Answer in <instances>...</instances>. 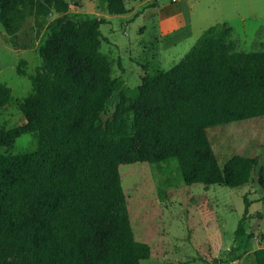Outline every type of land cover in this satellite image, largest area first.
<instances>
[{
    "label": "trees",
    "instance_id": "16d2710c",
    "mask_svg": "<svg viewBox=\"0 0 264 264\" xmlns=\"http://www.w3.org/2000/svg\"><path fill=\"white\" fill-rule=\"evenodd\" d=\"M99 1L108 14L126 11L124 0ZM68 9L66 0H0L6 29L34 13L58 16L47 27L41 65L28 75L31 93L19 104L25 122L0 128V264H140L150 247L135 240L121 206L118 165L173 160L187 185L248 184L257 158L234 155L219 166L206 129L264 116V52H229L223 33L206 31L177 64L141 78L135 108L121 91L103 124L119 87L99 51L106 20L76 22ZM10 103V88L0 84V107ZM28 133L33 150L1 152ZM257 184L264 193V165ZM245 207L234 235L240 240ZM105 219L99 246L96 222ZM252 254L253 264H264V247Z\"/></svg>",
    "mask_w": 264,
    "mask_h": 264
},
{
    "label": "rangeland",
    "instance_id": "374dc122",
    "mask_svg": "<svg viewBox=\"0 0 264 264\" xmlns=\"http://www.w3.org/2000/svg\"><path fill=\"white\" fill-rule=\"evenodd\" d=\"M66 1L67 15L76 22L106 20L99 27V51L109 60L119 87L107 101L103 124L112 118L121 91L135 108L141 78L177 64L206 31L223 33L229 52H264V0H124V14H108L99 0ZM57 17L53 12L34 13L17 19V29L0 23V84L11 90V103L0 107V128L25 122L19 104L31 93L28 75L41 65L47 27ZM19 61L24 76L17 73ZM206 134L219 166L234 155L257 158L248 184L187 185L173 160L118 165L121 206L135 240L150 247L149 258L140 264H253V250L264 247V193L257 184L258 168L264 165V116L213 126ZM35 147V136L28 133L1 152L15 154ZM246 203V235L240 240L234 235ZM96 225L100 246L109 220ZM245 245L249 250L242 252ZM236 255L241 257L231 259Z\"/></svg>",
    "mask_w": 264,
    "mask_h": 264
},
{
    "label": "crops",
    "instance_id": "0c3cea01",
    "mask_svg": "<svg viewBox=\"0 0 264 264\" xmlns=\"http://www.w3.org/2000/svg\"><path fill=\"white\" fill-rule=\"evenodd\" d=\"M174 14H178V12L176 11V12H174ZM161 25H163V24H161ZM165 25V24H164ZM160 29H162V28H160Z\"/></svg>",
    "mask_w": 264,
    "mask_h": 264
}]
</instances>
